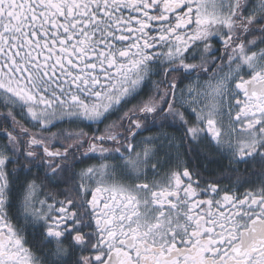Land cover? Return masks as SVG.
I'll return each mask as SVG.
<instances>
[{
    "label": "snow or ice",
    "instance_id": "snow-or-ice-1",
    "mask_svg": "<svg viewBox=\"0 0 264 264\" xmlns=\"http://www.w3.org/2000/svg\"><path fill=\"white\" fill-rule=\"evenodd\" d=\"M185 146L264 177V0H0V264H264Z\"/></svg>",
    "mask_w": 264,
    "mask_h": 264
},
{
    "label": "flooded vegetation",
    "instance_id": "flooded-vegetation-1",
    "mask_svg": "<svg viewBox=\"0 0 264 264\" xmlns=\"http://www.w3.org/2000/svg\"><path fill=\"white\" fill-rule=\"evenodd\" d=\"M153 131H156L155 129ZM166 131L169 133H174L177 136L181 135L182 130L178 131L176 128H167ZM148 133H146L147 135ZM185 148H182L180 159L184 162L190 170L199 173V176L203 178V184L206 185L209 181H218L221 185H228L236 181L237 177L243 181H250L249 183H244V187L240 189L241 192L244 188L257 185L260 179H264L259 175L261 170V165L253 162H249L247 165L241 164L238 166L237 172H232L227 167V159L221 158L215 153L201 152L199 148H193L191 152H188ZM163 154L161 153V156ZM176 163V157L173 153L172 158L165 162L160 168L161 175L171 166L174 167ZM152 178V174L149 173V179ZM196 177H194L195 179ZM63 187V186H62ZM31 240V237H30ZM36 247H39L38 238L34 242Z\"/></svg>",
    "mask_w": 264,
    "mask_h": 264
},
{
    "label": "trees",
    "instance_id": "trees-1",
    "mask_svg": "<svg viewBox=\"0 0 264 264\" xmlns=\"http://www.w3.org/2000/svg\"><path fill=\"white\" fill-rule=\"evenodd\" d=\"M103 127V125H101V128ZM87 131V129H85ZM53 131H55V129H53ZM143 135H146V133H144ZM62 187V186H61Z\"/></svg>",
    "mask_w": 264,
    "mask_h": 264
}]
</instances>
